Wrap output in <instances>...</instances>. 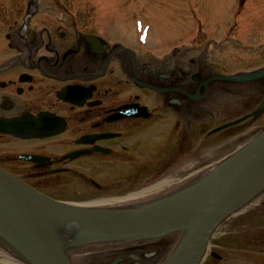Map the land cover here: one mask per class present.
<instances>
[{
    "label": "flooded vegetation",
    "instance_id": "af4514ba",
    "mask_svg": "<svg viewBox=\"0 0 264 264\" xmlns=\"http://www.w3.org/2000/svg\"><path fill=\"white\" fill-rule=\"evenodd\" d=\"M107 22L91 0H0V169L40 227L59 211L41 195L69 204L117 199L94 205L102 212L132 210L154 192L181 196L189 130L226 87L206 45L191 56L182 43L161 50L144 25L126 38L111 35ZM192 162L198 169L202 158ZM83 229L75 239L48 228L60 264H167L180 239L170 232L91 242ZM3 246L0 264H36Z\"/></svg>",
    "mask_w": 264,
    "mask_h": 264
},
{
    "label": "rangeland",
    "instance_id": "374dc122",
    "mask_svg": "<svg viewBox=\"0 0 264 264\" xmlns=\"http://www.w3.org/2000/svg\"><path fill=\"white\" fill-rule=\"evenodd\" d=\"M94 1L107 5L109 15L105 18L108 20L110 31L113 30L111 35L115 33L114 37L134 34L136 29L133 30V26L140 21L145 26L146 40L150 39L158 49L163 50L182 43L187 46L191 56L198 53L195 52L196 48L202 49L205 39H213L215 42L221 41L220 44L224 43L218 49L225 48L221 51L215 46L214 49V42L207 45L212 52L208 63L213 62L214 64H211L216 71L221 68L220 72L233 75L245 72L254 74L264 70V0ZM100 7L97 5V9ZM95 9L93 6V10ZM226 37L228 39L225 43ZM215 63H221L225 67L218 68ZM226 82L229 83L224 85L232 86L230 91L228 88L219 91L220 96L213 108L211 105L212 114L202 115V125L189 130V138L193 143L186 155L189 159L188 173L195 169V166L191 165L194 158H202L200 169L203 171V179L208 178L214 182L226 171L228 162L264 131L263 111L256 119L251 116L246 120H238L223 131L212 133L213 128L237 120L245 112H253L252 110L264 101V77L251 81ZM237 111L241 112L237 114ZM194 124L195 119L192 126ZM197 132L199 135L195 140ZM201 141L202 144H199ZM158 145L155 152L165 156L166 151L168 152L167 146ZM196 177L193 176L188 183ZM258 178L252 179L258 181ZM158 194L160 193L154 192L141 196L139 201L144 202ZM256 195L258 197L253 198ZM246 197H250V202L243 205ZM237 199V202L243 205L242 208L236 213L232 212L215 231L209 252L201 264H264V184L259 182L257 186L246 185L244 194ZM108 215L110 214H102L104 218L109 217ZM2 221L0 219L1 253L4 250L6 234ZM97 221L102 222L100 219ZM186 231L188 230L179 231L175 238ZM98 233L97 229L89 237L94 238ZM11 250L19 254L16 247L11 246ZM210 252H216L220 258L212 257Z\"/></svg>",
    "mask_w": 264,
    "mask_h": 264
},
{
    "label": "water",
    "instance_id": "95a60500",
    "mask_svg": "<svg viewBox=\"0 0 264 264\" xmlns=\"http://www.w3.org/2000/svg\"><path fill=\"white\" fill-rule=\"evenodd\" d=\"M263 108L264 102L256 114ZM263 168L264 131L229 161L226 171L203 195L195 212L189 215L177 213V217H179L177 224H155L138 219L118 222L117 219H112L113 222L107 221L106 226L99 228L111 233L141 228H159L166 231L188 230L191 236L190 241L179 247L169 264H198L207 250L208 241L216 227L228 216L237 198L243 194L246 184ZM45 202L59 210L60 214L87 223L93 221L92 213H87L77 206L51 200H45ZM0 211L5 214L4 218L0 216L2 222L6 220V223H3L4 228L7 231L13 227L18 230L19 242L16 243L24 253L26 252L32 257L36 264H60L56 252L47 241L46 234L21 201L19 188L1 171ZM171 216H173V212H170L167 217L172 218ZM192 218H196V221L190 222ZM186 250H190V252L182 256Z\"/></svg>",
    "mask_w": 264,
    "mask_h": 264
},
{
    "label": "bare ground",
    "instance_id": "6f19581e",
    "mask_svg": "<svg viewBox=\"0 0 264 264\" xmlns=\"http://www.w3.org/2000/svg\"><path fill=\"white\" fill-rule=\"evenodd\" d=\"M203 180V182L201 183L202 184V189H203V192H205V194L207 193V187H208V178H205V179H202ZM192 187H194V185H191ZM185 192H187V189H186V191ZM246 196V195H245ZM252 196V195H251ZM255 197H258V196H254L253 198H255ZM260 197V196H259ZM241 198H243V197H241ZM120 199V198H119ZM114 200H117V199H114ZM113 199H107V200H102V201H98L99 203H108V202H113L114 201ZM250 200V197H246V199L244 200V203H243V205H245L246 203L248 204V201ZM252 200V199H251ZM187 201H189L190 202V204H192V203H194L195 202V198L194 197H190V198H187ZM98 202H96V203H84V204H79L80 206L79 207H83V208H85V207H91V206H93L94 204H98ZM243 202V201H242ZM250 202V201H249ZM241 202H235L234 203V205L232 206V208H231V212H236V211H239L241 208H242V206H241V204H240ZM197 207V206H196ZM197 210V209H196ZM0 216L2 217V218H4V216H5V214L4 213H2V211H0ZM124 215H126V213H120V212H115V213H111L110 215H108L109 217H105V218H109V219H113V218H116V217H120V216H124ZM128 216V215H127ZM170 216V215H169ZM171 217H174V216H171ZM165 219V218H164ZM167 219L169 220V224H176L177 223V220L176 221H172V218H169V217H167ZM198 219V218H197ZM172 221V222H171ZM179 221V220H178ZM195 222L196 221V218H192L191 219V221L190 222ZM60 222H63V217H59V215L58 216H56V221H55V224H58V223H60ZM75 222V221H74ZM63 223H65V225L63 224ZM63 223H60V224H58L57 225V228H55V232H54V236L56 237V238H61V237H64L65 235H63V231L65 230V226H67V229H73V230H79V228L81 227V226H79L78 224H76V222H75V224H72V221L70 220V219H67L65 222H63ZM9 232L11 233V237H12V240L13 241H16V242H19V234H18V230L15 228V227H13V228H11V229H9ZM65 232H66V230H65ZM155 233H157V231H154ZM148 234H153V233H149V232H146V235H148ZM134 235H136V234H123V236L124 237H128V236H134ZM120 237H122V236H120ZM190 238H191V236H190V231H186V233L184 232L181 236H180V239H179V241H178V243L176 242V244H175V246H174V248L172 249V252H171V257H170V259L172 258V256L175 254V252L179 249V247L184 243V244H187L189 241H190ZM211 238V237H210ZM9 242L12 244V245H15V247L17 248V246H18V244L17 243H15V242H12L11 241V239L9 240ZM210 244V239H209V241H208V245ZM207 245V246H208ZM19 247V246H18ZM190 252V250H186V252L185 253H183L182 254V256H185V255H187L188 253ZM169 259V260H170ZM168 262V261H167ZM170 262V261H169ZM18 264V263H17Z\"/></svg>",
    "mask_w": 264,
    "mask_h": 264
}]
</instances>
